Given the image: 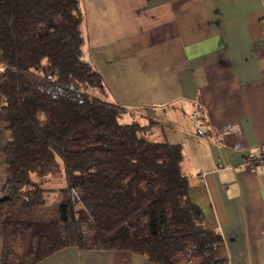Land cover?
Masks as SVG:
<instances>
[{"label":"trees","instance_id":"16d2710c","mask_svg":"<svg viewBox=\"0 0 264 264\" xmlns=\"http://www.w3.org/2000/svg\"><path fill=\"white\" fill-rule=\"evenodd\" d=\"M81 21L79 0H0V119L9 134L1 264H36L66 248L223 264L219 234L188 199L180 146L149 141L153 123L108 100L83 60Z\"/></svg>","mask_w":264,"mask_h":264},{"label":"crops","instance_id":"0c3cea01","mask_svg":"<svg viewBox=\"0 0 264 264\" xmlns=\"http://www.w3.org/2000/svg\"><path fill=\"white\" fill-rule=\"evenodd\" d=\"M83 60L144 137L177 144L189 201L221 238L223 264H264V0H79ZM44 70V69H43ZM45 72V71H44ZM196 111L198 119L190 120ZM0 119L2 150L8 139ZM2 227L0 226V264ZM187 253L176 264H197ZM36 264H152L123 251L66 248Z\"/></svg>","mask_w":264,"mask_h":264},{"label":"built area","instance_id":"2783aa9c","mask_svg":"<svg viewBox=\"0 0 264 264\" xmlns=\"http://www.w3.org/2000/svg\"><path fill=\"white\" fill-rule=\"evenodd\" d=\"M198 119V114L193 111L190 116L192 123H195ZM242 164L245 167H256L258 165H264V148H260L257 153L246 151L243 156Z\"/></svg>","mask_w":264,"mask_h":264},{"label":"rangeland","instance_id":"374dc122","mask_svg":"<svg viewBox=\"0 0 264 264\" xmlns=\"http://www.w3.org/2000/svg\"><path fill=\"white\" fill-rule=\"evenodd\" d=\"M80 28H81V26H80ZM44 71H45V73H47V69H46V68H44ZM122 121H123V122L126 121V117H124V118L122 119ZM50 210H51L50 207H49V208H43V209H40V210H39V215H41V213L44 212V211H50Z\"/></svg>","mask_w":264,"mask_h":264}]
</instances>
